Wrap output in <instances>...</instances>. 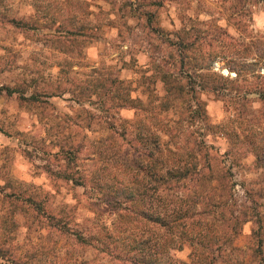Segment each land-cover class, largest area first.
I'll return each instance as SVG.
<instances>
[{
	"label": "rangeland",
	"instance_id": "1",
	"mask_svg": "<svg viewBox=\"0 0 264 264\" xmlns=\"http://www.w3.org/2000/svg\"><path fill=\"white\" fill-rule=\"evenodd\" d=\"M180 199L213 264H264V0H0V264H141Z\"/></svg>",
	"mask_w": 264,
	"mask_h": 264
},
{
	"label": "trees",
	"instance_id": "2",
	"mask_svg": "<svg viewBox=\"0 0 264 264\" xmlns=\"http://www.w3.org/2000/svg\"><path fill=\"white\" fill-rule=\"evenodd\" d=\"M216 85L212 84L211 86H207V89H216ZM236 103V102H235ZM127 107V106H126ZM167 147V146H166ZM165 145L161 144L160 141L156 144L157 154L151 153L149 154V158L154 159L155 157V163H156V169H155V175L156 178V186L154 188L155 190V199L158 203L161 201L164 202L168 198V194L170 192H175V189H184L181 187L183 185V181H185L187 175L190 174L189 169H183L181 168L180 163H182L181 157L177 160V167L173 170H167L163 171V167L170 163L172 164L173 160H168L167 148ZM181 148V146H179ZM204 157H209V147L204 143ZM229 153V156H233ZM162 168H160V167ZM207 171H210V168H207ZM206 177V174H205ZM169 179H172L171 182H169ZM175 183L173 187L170 188V186H166L169 183ZM181 184V186H179ZM135 195V196H134ZM198 196L200 199H207L208 193L203 192L200 190ZM131 197L135 200L138 198V196L135 193H131ZM183 200L180 199V205L173 213H167V212H159L156 213L152 218H146L143 217L144 220L148 222H152L158 229V232L155 234V238L152 240L151 245V252L149 253V260L142 256L139 258L143 264H146L150 262V264H169L167 260V254L166 250L168 248L176 249V245L179 244V249H182V247L185 245V243H189L191 248V264H213L217 260V255L215 253L209 254L212 252L220 253L222 250L221 248H214L209 250L207 254L202 252V250L199 249V245L205 235L201 233L200 230V216L202 215L200 212H198V208H196V212L193 216V218L187 217L188 211L184 210ZM166 207V205H165ZM158 209V208H157ZM246 213V212H245ZM248 214H245V218L242 222H248L251 218L247 216ZM253 219V218H252ZM192 222H189V221ZM191 223V224H190ZM192 226V227H191ZM140 247H146L148 244H151V242L142 241L140 242H134ZM175 246V247H174ZM142 262H140L142 264ZM170 264H175L173 262H170Z\"/></svg>",
	"mask_w": 264,
	"mask_h": 264
},
{
	"label": "built area",
	"instance_id": "3",
	"mask_svg": "<svg viewBox=\"0 0 264 264\" xmlns=\"http://www.w3.org/2000/svg\"><path fill=\"white\" fill-rule=\"evenodd\" d=\"M217 67L215 68L216 70L220 71V66L219 64L216 65Z\"/></svg>",
	"mask_w": 264,
	"mask_h": 264
}]
</instances>
